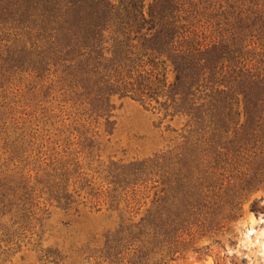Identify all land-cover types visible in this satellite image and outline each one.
I'll return each mask as SVG.
<instances>
[{
  "label": "trees",
  "instance_id": "trees-1",
  "mask_svg": "<svg viewBox=\"0 0 264 264\" xmlns=\"http://www.w3.org/2000/svg\"><path fill=\"white\" fill-rule=\"evenodd\" d=\"M195 15L217 26L219 42L190 31ZM57 74L85 123L103 119L110 134L117 96L154 103L164 118L174 111L187 118L177 149L109 172L115 193L143 184L157 192L138 223L108 233L86 259L169 264L184 232L221 209L225 181L242 178L240 195L264 185V0H151L147 8L146 0H0V141L12 164L0 168V261L33 228L38 199L67 214L80 196L69 188L79 169L72 163L44 162L34 184L20 168L35 165L38 154L32 132L13 115L15 81L27 75L31 90L40 85L44 93L42 84ZM88 133L78 144L93 157ZM238 197L228 202L233 211ZM250 210L264 214L258 201ZM44 257L64 261L58 252Z\"/></svg>",
  "mask_w": 264,
  "mask_h": 264
},
{
  "label": "rangeland",
  "instance_id": "rangeland-1",
  "mask_svg": "<svg viewBox=\"0 0 264 264\" xmlns=\"http://www.w3.org/2000/svg\"><path fill=\"white\" fill-rule=\"evenodd\" d=\"M150 3L151 0H146V8ZM206 19L191 16L187 23L190 31L206 43L219 42L221 34L217 26ZM59 76H49L42 84L44 93L40 92V85L31 90L36 83L27 75L15 81L13 96L17 97L10 96V101L16 102L13 115L21 127L32 132L38 154L35 165L22 164L20 168H28L25 173L32 177L34 184L36 170L48 168L44 162L55 166L72 163L70 170L79 169L70 178L69 188L78 190L80 196H75L74 210L67 214L45 198L38 199L39 209L30 222L33 228L2 257L0 264H53L52 260L45 259L46 251L58 252L64 259L61 264H96L86 259L90 254L88 248L103 246L108 233L138 223L157 192L151 188L152 184H143L134 190L130 187L127 192L115 193L108 179L109 172L177 149L188 135L187 118L177 111L173 117L164 118V110H158L159 107L154 110V103L148 107L138 100L118 96L112 100V121L115 122L112 134L103 119L98 120L96 127L86 124L80 115L82 108L70 100L69 94H64ZM167 78L172 82L173 74L168 72ZM49 87L51 90L46 93ZM87 130L85 137L93 136L97 146L93 157L78 144L81 134ZM8 157L0 141V168L12 167ZM241 179H234L230 186L225 181L221 209L213 216L202 217L184 232L179 240L182 245L169 264H264V214L256 215L250 210L254 201L264 207V185L240 195L244 184ZM237 196L238 210L233 211L228 202ZM93 240L98 243H92Z\"/></svg>",
  "mask_w": 264,
  "mask_h": 264
}]
</instances>
